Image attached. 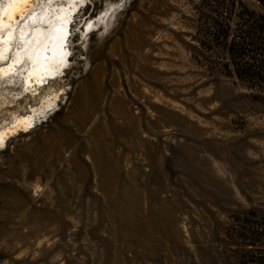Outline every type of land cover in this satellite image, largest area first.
Here are the masks:
<instances>
[{"label":"rangeland","instance_id":"obj_1","mask_svg":"<svg viewBox=\"0 0 264 264\" xmlns=\"http://www.w3.org/2000/svg\"><path fill=\"white\" fill-rule=\"evenodd\" d=\"M87 2L69 69L37 96L0 95L1 127L66 92L0 146V264H241L264 230V86L229 72L226 49L251 24L244 8L264 7Z\"/></svg>","mask_w":264,"mask_h":264},{"label":"bare ground","instance_id":"obj_2","mask_svg":"<svg viewBox=\"0 0 264 264\" xmlns=\"http://www.w3.org/2000/svg\"><path fill=\"white\" fill-rule=\"evenodd\" d=\"M36 1L0 0V95L8 88H19L21 96L18 99H24L28 92L37 96L44 84L56 80L59 72L64 74L69 69L68 41L73 26L72 16L88 2L44 0L42 6L36 7ZM115 8V4L110 5L87 19L81 31L87 33L86 28L92 31L85 37L91 35L95 28L97 31L108 28ZM61 94L66 92L56 91L46 98L43 96L40 98L41 105H29L27 112H13L11 121L0 127V146H5L11 137L20 132H29L34 128L46 109L57 106Z\"/></svg>","mask_w":264,"mask_h":264},{"label":"trees","instance_id":"obj_3","mask_svg":"<svg viewBox=\"0 0 264 264\" xmlns=\"http://www.w3.org/2000/svg\"><path fill=\"white\" fill-rule=\"evenodd\" d=\"M264 7V0H257ZM250 17L248 29L240 27L239 33L226 51L235 77L264 86V15L244 8ZM249 250L242 255L241 264H264V230L251 231Z\"/></svg>","mask_w":264,"mask_h":264}]
</instances>
